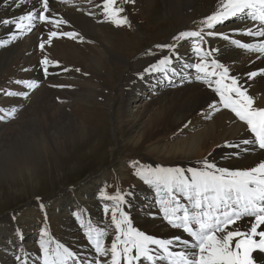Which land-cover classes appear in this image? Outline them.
I'll use <instances>...</instances> for the list:
<instances>
[{
  "label": "bare ground",
  "instance_id": "6f19581e",
  "mask_svg": "<svg viewBox=\"0 0 264 264\" xmlns=\"http://www.w3.org/2000/svg\"><path fill=\"white\" fill-rule=\"evenodd\" d=\"M158 1H161L167 19L170 18L172 23L175 21L176 25L167 40L168 46L156 49L155 53H146L133 62H124L117 60L119 57L113 51L118 25L103 12L102 0H49V12L46 15L66 23L54 26L36 20L30 31L23 32H17L12 24L28 11L42 10L41 4L37 0H0V41H9L0 46V109H4L0 112V117H4L0 119V143L3 144L22 129V118L13 121L14 117L30 112L36 113L39 121L37 134L46 144L47 154L52 150L59 151L69 138L77 135H85V143H88L93 135L96 138L100 134L101 129L97 127L98 124L95 125L96 130L89 129L82 116H76L78 112L75 113L74 109L77 102H84L89 97L108 106L114 119L116 111L129 112L130 118L125 117L115 130L116 139H127L131 144H137L136 149L129 147L128 155L143 151L140 172L179 168L190 175L188 169H202L205 162L213 164L217 169L246 170L264 161V150L257 145L243 144L244 140L253 139L254 134L230 109L224 108L216 91L215 81L219 76H208L194 67L203 57L208 70L212 71L211 62L217 61L228 69V78L223 84L231 85V78L235 77L241 90H246V94L253 98L254 107L264 108V54L232 43L240 41L242 44L258 45L264 37L245 33L248 29L255 31L260 27L259 23L247 16L238 15L207 28L202 22L217 11L220 0H134V4L143 11L153 6L149 10V14H152L159 10ZM4 20L12 23L5 25ZM51 31L77 35L75 38L58 35L41 49V43L48 39ZM193 31L201 32L203 40L197 37L179 39L181 33ZM209 32L215 34L208 35ZM13 34L16 35L14 40L11 39ZM130 37L135 39L133 35ZM196 43H199L202 50L200 54L194 50ZM108 54L125 70L118 84L114 83L111 69L108 68ZM45 58L49 61L46 66L41 64ZM165 58L168 62L162 65L160 61ZM216 71L219 73L222 69ZM253 72L258 74L249 78ZM30 83L37 86L30 88L27 86ZM232 96L235 98V93ZM140 100L144 103H138ZM130 105L136 110H127ZM13 110L14 115L9 117L7 114ZM99 119L104 121L103 118ZM96 146L90 150L93 154ZM5 150L1 151L4 153ZM20 151H13V157L9 158L7 153L4 157L10 162L3 166L12 169L33 166L36 162L34 148L29 153ZM128 160L120 157L111 168L93 177L89 185L82 187L85 182L40 206L46 215H57L64 226L70 225V238H55L52 246L55 250L60 245L65 247L68 244V250L76 252L64 264H106L110 259L104 258L102 262L101 258H89L93 256L92 252L95 251L96 255L97 252L91 241L87 247L83 235L88 236L89 231L83 230L81 223L86 218L84 223L87 226L88 218L91 217L100 230L111 233V240L108 238L112 242L116 231L113 233L99 223L101 212L98 198L101 194L98 189L101 182L110 175L123 177L130 166ZM176 195L180 203L187 206L188 202L179 194ZM121 197L120 212L127 215L133 228L161 240L176 236L191 239L182 229L171 227L164 219L161 200L166 199L167 194L162 186L158 190L155 184L147 183L138 174L131 182L127 194ZM89 204L95 206L90 216H87L86 206ZM33 219V211L26 210L0 222V264H44L38 244L31 237L21 243L19 250L16 249L20 239L29 236L26 230L31 227ZM243 226L246 227L247 223ZM105 236L101 238L104 246V240H107ZM181 250L182 245L170 246V251ZM156 255L163 256L164 253L157 249ZM252 256L256 264H264V252L254 251ZM133 264L141 262L134 261ZM143 264L149 262L144 261ZM155 264L168 262L156 260Z\"/></svg>",
  "mask_w": 264,
  "mask_h": 264
},
{
  "label": "snow or ice",
  "instance_id": "6c2138e0",
  "mask_svg": "<svg viewBox=\"0 0 264 264\" xmlns=\"http://www.w3.org/2000/svg\"><path fill=\"white\" fill-rule=\"evenodd\" d=\"M37 2L41 4L42 10L28 11L27 14L20 16L14 24L17 32L30 31L33 21L36 20L54 26L66 23L63 20H53L46 15L49 12V0H37ZM124 2H134V0H124ZM116 3L117 0H102L103 12L118 26L127 24L128 18L120 16L124 9L115 6ZM238 15L247 16L260 25L255 31L248 29L246 35L264 37V0H220L217 11L206 17L202 23L207 28H212L218 22ZM9 23L12 21H3L5 25ZM214 34L208 33V35ZM58 35L75 38L77 34L67 32L58 34L51 31L48 39L41 43V49L44 48L45 43H50L52 38ZM185 37H197L203 40L199 31L181 33L179 39ZM11 39H16V35L13 34ZM7 43L8 40L0 41V46ZM232 43L249 51L264 54V40L258 45L242 44L240 41H232ZM194 50L197 54L201 53L199 43L194 45ZM167 62V58L160 61L162 65ZM211 63L212 71H209L208 65L201 57V62L194 67L198 72L208 76H219L215 81L216 91L221 97L224 108L230 109L254 134L253 139L244 140L243 144L257 145L259 149L264 150V108L254 107L253 98L246 94V90H241L235 77L231 78V85H224L223 81L228 78V69L215 60ZM41 64L48 65V59H43ZM216 69L222 71L218 73ZM44 71L47 74L46 67ZM257 74L250 73L249 78ZM27 86L35 88L37 85L30 83ZM232 93H235V98ZM8 94L16 95V93ZM3 111L4 109H0V112ZM7 115L9 117L14 115V110ZM187 172L190 175H186L185 171L179 168H158L154 171L151 169L141 171L138 174L147 183L155 184L158 190L163 187L167 194V198L161 200L164 219L171 227L182 229L191 239H182L180 236L167 240L153 238L133 228L123 212H120V219H117L115 213L118 209H113L112 221L116 235L109 248L104 247L101 239L105 235L104 231L89 229V240L94 244L96 252L100 256L110 255L106 264H122V262L133 264L134 261L141 264L144 261L155 264L156 260H166L168 264H256L252 253L264 252V227H262L264 226V161L246 170L217 169L213 164L205 162L202 169H188ZM176 194L188 202L187 206L180 203ZM115 199L122 200V197L117 196ZM245 222L246 227L243 226ZM94 232L96 238H93ZM256 237L259 239L257 240ZM150 245H155L156 248H151ZM172 245H182L183 250L170 251ZM41 247L44 252V264H64L68 258L73 257V253L63 246L52 250L51 255L46 243L42 242ZM157 249L162 250L164 255H156Z\"/></svg>",
  "mask_w": 264,
  "mask_h": 264
},
{
  "label": "rangeland",
  "instance_id": "374dc122",
  "mask_svg": "<svg viewBox=\"0 0 264 264\" xmlns=\"http://www.w3.org/2000/svg\"><path fill=\"white\" fill-rule=\"evenodd\" d=\"M160 2L158 1L159 10L157 9L155 10L156 12L153 11L152 14H149V10L152 9L153 6L143 11L137 6L138 10L134 2L125 3L124 0H117L115 6L124 9V11L120 13V16H126L128 18V23L119 25L114 35V43L116 46L113 48V51L119 57L117 60L133 62L146 53H155L156 49L168 46L169 42H167V40L174 32L173 28H175L176 25L175 21L172 23V21L170 22L169 20L170 18L167 19V16L163 13ZM132 35L135 39L130 37ZM106 61L108 63V68L111 69L114 83L118 84L123 78L125 70L123 68L121 69V65L118 64L111 55L108 56ZM150 90L152 91V89ZM79 102L76 103L77 105L74 109V112H78H75L76 116H82L81 118L84 122L89 125V129L93 130L92 128H94V130H96L95 125L97 124V127L101 129L99 132L100 134L97 135L96 138L95 135H93L91 139L88 138V143H85V135H77L69 138L59 151L52 150L47 154L45 152L46 144L37 134L39 121L36 118L35 112H30L27 115L23 113L20 117H14V120L11 118L13 121L22 118L20 120V127L22 129L18 132L19 134L13 135L12 138H9L6 142H3V144L0 143V147H2L0 148V162H4L3 164L0 163V222L6 220L10 215L26 210H32L34 217L31 223L32 225H30L31 227L26 230L29 236L20 239L16 247L17 250L21 248V243L26 242V240L31 237L33 242L38 244L42 257H44V252L41 247L42 242L47 244L49 254L51 255L52 250H54L52 246L58 238H70V225L64 226L61 218L57 215H46L40 206L45 205L49 200L57 196L70 192L73 188L80 187V185L85 182V185H82V187L89 185L93 177L99 175L104 169L111 168L120 157H124L128 158V163H130L124 176L119 178L110 175L107 177L108 179L106 178L101 182L98 189V192L101 194L98 198L99 210L101 212L99 223L101 226L104 225V228L110 231L112 230L113 233L116 231L112 221L113 209H118L115 213L117 219H120L121 210L119 208L120 200L115 199V197H121L127 194L131 182L137 177L138 172H140V157H142L143 151L128 155L130 152L129 147H134L136 149L137 144H131V141L127 139H123V141H117L116 139L115 130L118 125L122 124V120L128 117L129 112L126 114L127 112L123 113L122 111H116V119H114L112 110L109 109L108 106L100 103L101 101L86 97L84 102ZM138 103L142 104L144 101L140 100ZM127 110L135 111L136 108L130 105ZM99 118H103L104 121L102 122ZM23 119L24 122H21ZM35 124H37L38 127ZM21 142L23 144H21ZM89 143L90 145H88ZM95 146L96 152L93 154L90 150H93ZM32 147L36 155V162L33 166L16 167V169L3 166L10 162L8 158L10 156L13 157L15 153L13 151L17 152L21 150V153H29ZM1 150H5V152L3 153ZM7 153L9 155H6ZM5 155L9 157L6 158L4 157ZM93 206L95 205L89 204L86 206L87 216H90ZM83 220L85 221L86 218ZM84 221L81 223V228L83 230H100L99 225L94 222L91 217L88 218L87 226ZM106 232L104 231V233H106V236H104L107 239L104 240V242H106L105 248L107 245L111 246V233H108L107 230ZM45 233H47V235H44ZM92 235L93 238H96L95 232L92 233ZM83 236L85 237V243L88 247L90 245L89 235ZM108 237H110V240ZM114 237L115 234L113 235V239ZM55 238L56 240H54ZM63 248L68 249L69 245L67 244ZM92 253L93 256H89V258L97 257L98 260L101 258L100 260H102V262L104 258L108 259L110 257V255L100 256L98 253L96 255L95 251ZM75 254L76 252L73 253V256ZM79 255L81 254L77 256L81 257ZM86 264H89V262H86Z\"/></svg>",
  "mask_w": 264,
  "mask_h": 264
}]
</instances>
